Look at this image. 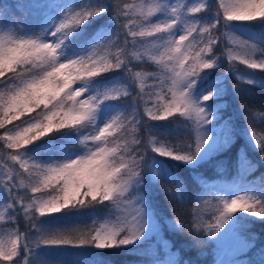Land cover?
<instances>
[{"label": "snow or ice", "instance_id": "6c2138e0", "mask_svg": "<svg viewBox=\"0 0 264 264\" xmlns=\"http://www.w3.org/2000/svg\"><path fill=\"white\" fill-rule=\"evenodd\" d=\"M121 2L122 0H117L114 5V21L120 23L123 17L126 22L121 23L120 26L126 32L124 48L116 53L114 62L111 57L94 59L97 48L112 44L110 33H101V36L97 37L100 43L92 44L88 50L81 49L72 54H67L64 50L65 42L74 31L92 22L93 17H101L109 11L103 3L75 13L71 10L66 11L58 25L53 24L50 28H45L39 35L20 34L12 30L0 31V89L6 90V92L0 91V112L3 113L0 117V128H3L6 122L17 120L25 114L35 113L28 120L16 125L14 129L5 130L4 137L0 139H6L7 148L17 150L25 148L53 131L69 129L79 132L83 127L92 126V132L80 140L83 146L82 154H76L74 159L70 156L65 162L53 161L47 164L34 161V166L46 173L45 186L50 185L53 180L63 182L60 187L62 196L51 200H37L33 196L32 203L25 207L23 204L25 197L14 192L17 186L16 180L9 175L8 180L0 185V188L8 193L7 208L16 211L19 205L24 208L26 214L31 210L33 213L44 216L46 213L59 212L63 208L87 207L90 202L103 204L105 201H110L116 212L111 226L104 224L94 229V232L90 230L78 236L50 235L42 231L35 223L32 227L39 233L35 240H29L27 235L19 231L10 233L7 241L0 240V261L7 264H19V260H13V257L20 256V241H25L22 245L25 253L23 264H33L30 258L33 244L37 247L41 244L94 245L96 248L103 249L135 245L147 234L150 220L146 207L140 200L133 202L128 199L131 195L130 189L141 183L139 169L143 163V156L140 154L139 147L130 148L126 140L116 147L109 146L115 143V140L110 141L109 137L115 127L116 118L109 117L103 105L105 101L117 99L119 93L113 94L115 90L110 87L95 86L93 79L102 73L127 67V61L121 57L129 46L128 36L133 38L131 41L133 47L137 36L155 37L151 47L158 51L163 49V51L159 52V56L149 55L148 58L160 63L165 56L169 61L175 59L170 53L181 52V42L188 41L189 37L195 40L194 32L202 38L204 33L209 34L206 46L195 52L196 64L189 67L184 59H179L177 62L183 72H178L175 68L169 69V65H164L166 69L174 73L171 77L170 90L175 98V107L169 106L168 115H171L172 111L180 110H182L181 114L188 116L189 119L193 114L195 115L194 131L198 136L195 148L193 150L192 144H188L183 150L184 154H179L174 148L163 146H154L153 151L160 156L185 162L189 166H196L208 157L209 154L206 155L208 150L213 148L214 137L208 135L206 125L212 123V118L215 117L218 109L215 106L209 108L202 105L201 97L202 101H209L219 97L221 89L209 86L207 94H203V90L197 93L199 80L206 79V76L201 77L197 67L211 69L214 66L215 60L207 56L212 52L211 46L217 43V40L212 38L211 31L219 26L229 28L231 25L228 22L231 21H252L258 17L264 18V0H227V2L220 0L219 9L213 17L214 22L200 28H197L196 22L188 17L182 19L176 6L167 0H159L149 8L147 13L140 11L139 15L143 17L144 22L140 24L139 31L134 30L135 6L124 3L121 7ZM204 7L205 5L193 6L188 9V12L198 13ZM221 12L223 25L220 22ZM155 13H160L164 19L153 23L149 17ZM181 23L185 25V28L176 38V30ZM49 32L54 39L52 42H45ZM162 34H166L167 38ZM188 46L192 47L191 44ZM250 47L253 52L256 50L254 44ZM228 53L231 60L232 50L229 49ZM128 55L136 60L144 58L138 51L129 52ZM241 62L253 69H264V60L257 62L246 59ZM128 71L131 72L130 69ZM140 75L139 72L135 73L136 77ZM158 79L157 86L161 88L168 82L163 77ZM246 82L250 85L256 83L250 79ZM73 85L77 86L73 88ZM82 96H84L83 99H81ZM41 106L43 110L37 112L36 109ZM148 115L153 120L164 119V116L151 112ZM99 122H103V127L99 126ZM150 143L155 142L150 141ZM140 144L139 139L132 140L133 146ZM217 147L219 146L215 144V148ZM257 147L264 154V145H257ZM121 151L127 153V160L121 156ZM21 156L20 153L10 154V159L21 162V167H24ZM19 183L21 186L24 184L23 180ZM31 191L35 194L40 191V188L31 185ZM242 199L243 197H236L230 201L226 198L221 199L213 213L215 223L206 225L207 236H212L214 232L225 228V225L235 222L234 214L238 210L252 213L251 206L241 208L238 204V200ZM262 199L264 198L258 199L257 203L261 204ZM128 206L134 208L133 213L127 212ZM252 214L264 219V210ZM128 215L132 216L131 222L127 219ZM2 218L0 216V219ZM12 220L14 221L15 217H12Z\"/></svg>", "mask_w": 264, "mask_h": 264}, {"label": "trees", "instance_id": "16d2710c", "mask_svg": "<svg viewBox=\"0 0 264 264\" xmlns=\"http://www.w3.org/2000/svg\"><path fill=\"white\" fill-rule=\"evenodd\" d=\"M76 1V5L86 4L87 7H95L102 1L114 2V0ZM131 1L122 0L121 7H123L124 3ZM26 3L34 10H37L38 6L33 5L32 1L26 0ZM13 4L16 5L15 0H0V9L8 12L9 8L13 7ZM107 7L109 8V13L101 17H93L92 22L82 26V34L70 36L69 40L75 43H82L98 27H107L106 33L111 34L112 44L107 46L106 58L111 57L114 62L116 53L121 48H124V44L122 47L120 44L125 39L126 30L122 29L120 24L125 23L126 20L121 17L120 23L115 22L114 6L110 7L107 5ZM210 10L211 12L213 11L211 7ZM222 28V30L217 28L211 31L212 36L217 30L219 33L216 36L217 43L212 45V52L216 51V63L211 69H208V72L218 71L210 72V77L217 73H221L224 76L223 93L220 97L223 98V108L226 109L223 113L230 124L228 128V140H230H227L228 143H225V145L222 144L220 149L208 150L206 154H209L208 157L196 166H189L185 162L160 156L159 153L153 151L152 147L163 146L165 148H174L179 154H184L183 150L188 144H192L194 150L196 135L192 118L189 119L188 116L182 115L181 111H172L171 115H168V111L164 114L160 113L162 110L161 100L170 98L172 92L169 89L168 82L163 88L157 86L159 83L158 78H165L161 64L145 56H143L142 60H136L128 55L129 52L135 51V48L139 49L138 38L140 37L135 38L136 44L133 47L131 44L133 38L128 36L130 43L125 50L124 56L121 57L127 61V67L105 72L95 77L96 81L111 82L112 85L116 84V87H120L117 88L119 92L118 98L112 101L117 102L124 109L128 106L134 109V126L136 129L134 138L139 139L141 144L131 147H139L140 154L143 156V163L139 169L141 183L133 188L136 187L135 190H142L147 196L148 204L155 216L159 234L175 245L179 243L181 248L178 246L177 248L184 253L182 256L190 261L192 259L197 264H204L205 261L213 256L212 246L214 239L212 236L214 237V234L212 236L206 235V225L209 223L214 224L213 213L216 211L217 204L221 202L220 198L214 192L212 193V189L224 180L219 178L215 172L216 167H221V156L225 159V165L222 166V170L226 171V173L222 175L223 177L227 179H245L250 177L256 180L254 182L258 185L257 187H260L259 192L256 194L252 193L248 197L249 202L246 200L244 203L248 205L243 207L251 206L252 213H259L264 210L262 209L264 199H262L261 204L257 203L258 199L264 198V157L258 154L261 152L260 149L255 148L256 145L252 144V149L257 154L255 159L240 155L236 166V154L230 151L234 148L242 147L249 153V147L245 143V139H247L244 137L245 131L255 132L258 130L257 135L261 134L264 136V84L250 85L231 74L230 71L233 68L238 69L245 66L237 62L234 63V66H229L225 59L226 56L223 53L220 54L221 51H227L224 49L226 46L234 45V41H229L227 35H224L226 28L223 26ZM233 30L236 29L233 28ZM252 30L258 33V41L255 44L258 49L255 57L259 60H264V57H262L264 56V18H260L259 21L253 23ZM118 32L119 36H117ZM236 46L238 48V44ZM257 71L264 76V70L258 69ZM137 72L141 73L139 77L135 76ZM149 112L164 116V119L153 120L148 115ZM50 135L51 133L45 135L37 142L49 138ZM60 138L63 139L65 145L74 144L73 140L67 137L60 136ZM117 138L120 139L118 134ZM134 138L127 140L128 145L132 144ZM56 140L58 141V138ZM150 141L155 143H150ZM115 142L119 145L121 144L117 140ZM1 147L2 141L0 140V154H2V148H4ZM137 159H139V156H137ZM246 165L250 166L246 173L237 171L236 167ZM3 180L6 181L7 179ZM107 204V201L103 204L90 202L87 207L77 206L67 210L63 208L60 210L59 216L55 218L54 228L48 233L50 235L59 234L63 236H78L88 233L95 226L97 228L102 221L101 219L108 211ZM9 213V211L0 213V216L3 217L0 219V232H4L0 234V240L7 241L10 233L24 228L32 217L31 214L25 217H21L19 214V217H15L13 221L12 217L8 215ZM252 213L238 210L234 214V217H236L235 222H230L229 224L232 229L237 227L244 238L251 240L250 245L238 253L239 255H244L246 262H242V264H261L264 259V219ZM148 244H151V239L144 236L135 245L103 249L93 247L92 251H87L92 245H43L42 251H44L43 256H51L47 261L52 258V264H144L149 253ZM17 259L19 264H23L20 261V257H13V260ZM0 264H7V262L0 261Z\"/></svg>", "mask_w": 264, "mask_h": 264}, {"label": "rangeland", "instance_id": "374dc122", "mask_svg": "<svg viewBox=\"0 0 264 264\" xmlns=\"http://www.w3.org/2000/svg\"><path fill=\"white\" fill-rule=\"evenodd\" d=\"M116 0H114V2H107V1H102L101 3L105 4L106 6L109 5L110 7H113V3H115ZM210 1L217 4V7L219 9V4H220V0H167V2H169L170 4L176 6L179 10V12L181 13V18L183 19L184 17H188L190 20H193L195 22H199V28L204 26L205 23V19L208 17L206 14H204V12L211 7ZM157 2H159V0H132L131 2H127V4L129 5H133L135 6V13L133 14V19L136 21V24L134 26V30L135 31H139L140 30V24H142L144 22L143 17H141L139 15L140 11L143 10L145 13L148 12L150 7H153ZM209 2V3H207ZM225 2H227V0H225ZM26 0H15V4L17 5V9L22 10L23 7L25 6ZM86 3V2H85ZM199 5H205L204 8H202V10L198 13H189L188 9L193 7V6H199ZM92 7V6H91ZM90 7H87L86 4H82L79 5L77 7H75L73 5V1L72 0H68V1H64L63 3L60 4V12L59 13H55L53 11H48L46 10V7L44 6L43 8V18H42V25H43V29L38 31V34H34V35H39L45 28H50L53 24L58 25L60 20L63 19V14L66 11L71 10V12L75 13V12H79L81 10H86ZM109 13V11L107 12ZM188 13V14H187ZM21 14V13H19ZM8 15H13L11 13L5 12L2 9H0V31H17L19 30L20 34H27L29 35V33L27 31L24 30L25 26L19 27V28H15V26L12 23V19L14 17L12 16H8ZM212 19L214 17V13H210ZM221 16L222 12H221ZM17 20L19 19H24V20H30L32 19V17L30 15H23V16H15ZM259 18V17H258ZM35 19V18H34ZM149 19L155 23L158 20L164 19V17L160 14V13H155L153 16L149 17ZM231 27H236V29L238 30V32H242L243 28L247 27L251 21H243V22H238V23H233V22H228ZM239 26V28L237 27ZM241 26V29H240ZM185 28V25L183 23H181L178 27V29L176 30V38H178L179 34H181L183 32ZM82 29V26H81ZM81 29H77L76 31H74L72 33L71 36L76 35V34H82ZM23 30V31H22ZM53 31L55 30L54 28L52 29ZM242 30V31H241ZM21 31V32H20ZM244 32V31H243ZM101 33H106L102 30H100L97 34V37L101 36ZM233 33L231 31V29L227 30V34L229 36L235 37L237 38V43L239 44V41L243 38V37H239L241 35V33ZM245 34V33H244ZM165 38H167L166 34ZM200 35H197V37ZM139 37V36H137ZM136 37V38H137ZM239 37V38H238ZM124 38V35H123ZM254 37H248V39H253ZM54 38L51 36V33L49 32L46 37H45V42H52ZM141 39V40H140ZM155 39V37H143V38H138L139 40V49L135 48V51H138L142 56L145 57H149V55H157L159 56V52H162L163 49H159V51L155 48L151 47V43L152 41ZM204 42V46L203 44H197L199 40H202ZM208 39V34H203V38L200 36L197 39V42L195 43V41L192 39V37H189L188 41L185 42H181V52L179 53H170V55L174 56L175 59L169 61L167 60V56H165L163 58V60L159 63L162 66H164V64L169 65V69L170 68H175L176 71L178 72H183V69L179 66L178 64V60L179 59H184L185 64L189 65V67H191L192 65L197 63V58L195 57V52L199 51L200 48L205 47L206 46V42ZM250 40H246L247 43L244 44V48H251L250 47ZM122 45L124 44V40H122ZM100 41L98 39H96L95 44H99ZM191 44L192 47H189L188 45ZM107 47H99L97 48L95 55H94V59H101V58H106L107 56ZM244 51L240 50V49H234L232 50V56L233 59H235L236 61L238 60H246V59H252V58H247L244 53ZM207 56H209L207 54ZM207 56L205 58H207ZM185 57H187V59H185ZM254 60V59H253ZM257 61V60H256ZM63 62V61H62ZM259 62V61H257ZM160 69V68H159ZM167 69V70H169ZM202 69H200L199 67H197V71H200ZM232 75L237 76L238 78L244 79V80H253L255 77L249 72V70H240V69H232L231 71ZM170 73V85L169 88L171 87V77L174 76V73L171 72L169 70ZM223 79V78H222ZM217 80V79H216ZM216 80L213 81L217 82ZM255 80V79H254ZM77 85H73V88H75ZM116 86V85H114ZM101 88L105 87L104 85L100 86ZM109 87V86H107ZM112 88V87H110ZM221 88H222V84H221ZM220 88V89H221ZM115 91L113 94L117 93V89L113 88ZM207 89H205L203 91V94H207ZM0 91H4L6 92L5 89H0ZM222 94V92H221ZM220 94V95H221ZM84 96L81 97V99H83ZM5 99H7V96H5ZM207 101H202V97H201V103L202 105H206L209 108H211L212 106L217 107L220 102L222 103V98L221 100L216 99L214 102L215 104L212 103V105L206 104ZM161 114H164L166 111H168L169 106L171 105L172 107H175V98L173 97V94L171 95L170 98L165 99V100H161ZM104 109L107 111L106 107L103 105ZM43 110V106H41L39 109H36L37 112H40ZM112 110L115 109H111L108 112L109 117H115L116 121H115V127L112 129V135L109 137V140H117L118 142H121L123 140H128V139H132L134 138V134H135V126H134V122H135V116H134V109L131 108L130 106L126 107L125 109L122 108L121 110L117 109L115 112H112ZM182 112V110H180ZM222 113V110H219V113ZM218 111H216L215 116H217ZM35 115V113H31V114H25L24 116H21L19 119L17 120H13L11 122H6L3 128H0V137H4V133L6 129H14L16 125H20L22 121L28 120L30 118V116ZM3 116V113L0 112V117ZM192 118L196 119L195 115H192ZM226 125H228L226 123ZM99 126L103 127V122H99ZM230 126V124L225 127L228 128ZM84 128V127H83ZM208 129V135L214 137L212 143H213V148H210V150H214L215 148V144L218 145L219 147L222 145V143L220 142V140H222V134L221 132L219 133V130H213L214 132H212L209 128ZM123 130V131H122ZM66 131V132H65ZM75 133V130H60L57 131V134H59L57 136L56 131L51 133L52 139L50 141H46L41 143H32L29 144L28 146H26L25 148H21V149H9L7 148V141L6 139H0L2 141V154H0V185H2L4 182H6L8 180L9 175L15 177L16 180V188H14V192L18 193V195H22L25 197L23 204L25 205V207H27V205L32 203V199L33 196H35V199L37 200H51L52 198H56V197H60L62 196V192L60 191V187L62 186V181L59 180H53L51 182L50 185L45 186L44 184V176L46 175L45 172H42L41 170H38L35 166H34V161L35 162H39V163H50V162H65L67 160L68 157L71 156V158H75L76 154H82L83 152V147L81 148V150L77 153L76 151H73L71 149H68L65 145L63 146L60 142L59 139L60 136L61 137H67L70 140L73 139L72 142H76V141H80L83 139V137L85 135H88L92 132V130H80L78 132V138H76V135L72 134ZM258 130L255 131V134H253L252 131L248 130L245 131L244 133V137L248 138L249 141L253 144L256 145L255 148L260 149L259 147H257V145H264V136L263 135H257ZM117 134L120 136V139L117 138ZM107 135V134H106ZM58 138V141L56 140ZM227 138L223 139L222 142H224ZM117 144L116 142L113 144H110V147H116ZM131 146H133L132 144H129V147L131 148ZM6 147V148H5ZM218 148V147H217ZM20 153L22 154L21 156V160L24 163V167H21V162L19 161H12L10 159V154H17ZM39 153H41L42 156L39 155ZM63 154V156L61 157H57V158H53L50 160H46L45 157L47 156H51V155H61ZM121 156H123L126 160L128 159L127 154L124 153L123 151H121ZM260 156L264 157V154H262V152L258 153ZM27 169V170H26ZM3 179H7L6 181ZM23 180L24 184L21 186L20 185V181ZM31 185H36L39 186L40 191L33 194L31 191ZM132 189H130L131 195L128 196L129 201H136V200H140L142 202V204L146 207V211L148 212V216H149V226L147 229V233H149V235H154L156 230L155 228V224H153L152 222V218L150 217V214L152 212V209L150 208L149 204H148V200H147V196L145 194L142 195V193L140 191H137L135 194L131 191ZM249 193H250V186L249 187H243L239 190H235L232 191L231 193H226L223 198L228 199L229 201L233 198L236 197H243L242 200H238V204L240 206H243L244 203L246 202V200L249 202ZM127 195V194H126ZM8 193L7 191L3 190V188H0V213L1 212H7L9 211L10 213L8 214L11 217H19V214L21 215V217H25L28 216L29 213H33L31 210L28 211V213H25L24 208H21L19 205H17V209L16 211L13 210H7V203L9 202L8 199ZM62 202V201H60ZM108 202V206L107 209L108 211L105 213V217H104V222L100 225H98L97 228H99L101 225L107 224L108 226H111L112 221H114L115 219V208L114 206L111 204L110 201ZM148 204V205H147ZM248 205V204H245ZM244 205V206H245ZM139 206V205H137ZM64 209H69V208H64ZM112 210V211H111ZM65 211V210H64ZM109 212V213H108ZM127 212L128 213H133L134 212V208L132 206H128L127 207ZM108 213V215H107ZM37 215V217L35 219H33V222H29L27 223L28 225V230H24V234L27 235L29 237V240H35L36 236L39 235V233H37L35 231V229H33L32 225L35 223L37 224L42 231L44 232H50V230L52 228H54L55 226V217L58 216V212L55 213H46L44 216H40L38 213H33V215ZM154 218V216H152ZM128 221L131 222L132 220V216L128 215L127 216ZM23 229V228H22ZM228 225H225V228L220 229L218 231L219 236L222 238L220 240V244H221V248H219L218 250V256H217V264H232L229 263V261H225L226 257L232 253L235 252L239 249H242L246 246V244H248L247 242H245L244 239H242L240 236H238L237 234L232 233L231 231L228 230ZM154 230V231H153ZM94 232V230H93ZM4 233L3 231L0 232ZM95 247V246H93ZM90 247V248H93ZM33 248V252L31 254V260L33 261V264H52V258L49 259L48 261L46 259H43L41 257V253L43 250V244H41L40 246H36V245H32ZM25 256V253L22 251H20V261H23L24 258H22V256ZM160 264H169L167 262H162Z\"/></svg>", "mask_w": 264, "mask_h": 264}]
</instances>
